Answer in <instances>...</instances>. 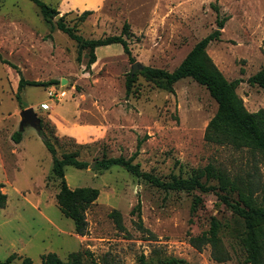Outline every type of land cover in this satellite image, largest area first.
I'll list each match as a JSON object with an SVG mask.
<instances>
[{
    "label": "rangeland",
    "instance_id": "obj_1",
    "mask_svg": "<svg viewBox=\"0 0 264 264\" xmlns=\"http://www.w3.org/2000/svg\"><path fill=\"white\" fill-rule=\"evenodd\" d=\"M39 1L58 8V0ZM58 11L84 39L119 35L128 23L133 62L113 44L97 48L94 66L85 68L88 52L83 50L77 61V45L55 28L56 18L45 20L31 0L0 1V56L8 63L0 62V193L5 195L0 261L15 254L39 264L46 253L62 260L77 253L81 264H91V259L97 264H141L142 259L163 264L171 258L186 264H243L242 221L214 192L165 191L120 167L100 170L95 163L103 155L127 159L135 154L133 163L161 181L187 178L209 167L213 176L208 185H217L221 173L251 185L255 203L263 204L264 155L203 139L217 108L205 87L183 78L170 93L139 71H173L223 21L219 40L206 52L227 81L240 79L235 92L245 109L263 110L264 90L247 79L264 65V0H105L82 23L77 18L83 11ZM135 62L141 68L134 70L126 97V77ZM20 76L57 83L17 91ZM49 91L65 96L55 101ZM26 108L33 109L41 131L25 126L16 144L12 136ZM45 139L57 157L71 153L88 163L82 170L64 168L69 188L99 191L86 211L84 236L74 233L72 221L56 205L59 180L52 175ZM200 180L206 181L204 174ZM137 203L141 226L137 212H131ZM112 210L121 214L123 231L109 218ZM212 219L229 255L225 262L212 260L208 245L201 251L189 245V238L206 232Z\"/></svg>",
    "mask_w": 264,
    "mask_h": 264
},
{
    "label": "trees",
    "instance_id": "obj_2",
    "mask_svg": "<svg viewBox=\"0 0 264 264\" xmlns=\"http://www.w3.org/2000/svg\"><path fill=\"white\" fill-rule=\"evenodd\" d=\"M31 1L39 8L40 14L45 20L53 19L59 15L57 9L39 0ZM92 13L89 10L81 12L77 18L78 22H84ZM54 26L76 43L77 61H80V55L83 50L88 52L85 68L89 69L96 61V48L113 44L120 45L128 61L133 62L127 42L130 31L126 22L122 25L119 35L100 39H84L77 33L79 31L77 27L69 26L64 22V15L54 21ZM222 28L223 21H218L217 29L196 42L173 71L143 67L139 73L146 80L153 81L157 88L170 93H173V84L183 78H190L198 85L205 87L209 96L216 103L217 108L204 130V141L219 146H230L234 149H247L253 153L257 152L264 155V109L254 113L248 112L235 92V87L239 84L240 79L227 81L206 52V48L211 42L219 40ZM0 62L7 63L1 59V56ZM134 76L135 74H129L126 77V97L130 94ZM247 82L264 90V65L250 76ZM56 83L57 81H27L20 76L17 83V91H20L25 86L48 87ZM21 136L22 133L20 131L15 132L12 136L13 142L19 143ZM43 143L51 156L52 175L59 180V190L55 195L56 205L61 214L72 221L74 233L78 236H84L87 230L86 211L97 199L99 191L91 187L69 188L65 180L64 168L71 166L82 170L88 167V163L77 159L71 153L57 157L52 143L47 139ZM134 156L135 154L126 159L122 156L106 157L103 155L100 160L96 161L95 166L100 170H108L113 166L120 167L131 175L144 179L165 191L190 192L199 190L202 193L214 192L218 200L231 214L242 221L243 235L240 238V244L245 253L243 264H264V198L263 204L255 203V199L252 197L253 189L251 185L248 183L240 184L236 179H230L221 173L216 176L217 185H208V180L213 176V172L209 167H206L205 171L195 173L187 178L171 176L169 181H161L148 173L142 172L139 165L133 163ZM203 174L206 178L205 182L200 180ZM4 200L5 195L0 193V208L4 206ZM139 207V203H137L131 212L132 214L137 212V223L138 226H141ZM109 218L119 231L124 230L121 214L118 211L112 210L109 213ZM218 228V223L212 219L206 232L189 238V245L197 251H201L204 246L208 245L211 259L216 262H225L229 259V255L222 247L218 237ZM16 258L20 259V264H34L29 257H17L15 254L0 261V264H11ZM39 264H81V261L77 253L69 254L66 260L60 259L55 253H46L41 255ZM91 264L97 263L91 259ZM141 264H145L143 259ZM163 264L186 263L171 258L163 262Z\"/></svg>",
    "mask_w": 264,
    "mask_h": 264
},
{
    "label": "crops",
    "instance_id": "obj_3",
    "mask_svg": "<svg viewBox=\"0 0 264 264\" xmlns=\"http://www.w3.org/2000/svg\"><path fill=\"white\" fill-rule=\"evenodd\" d=\"M104 2L105 0H58L57 10H60L62 13L69 12L71 10H78V11L92 10L94 11L95 9L100 7V5H102ZM103 47H106V46H103ZM94 63L92 64L93 66H94Z\"/></svg>",
    "mask_w": 264,
    "mask_h": 264
},
{
    "label": "water",
    "instance_id": "obj_4",
    "mask_svg": "<svg viewBox=\"0 0 264 264\" xmlns=\"http://www.w3.org/2000/svg\"><path fill=\"white\" fill-rule=\"evenodd\" d=\"M60 16H56L55 18L58 19ZM141 68L139 67L138 63H133L131 66V75L134 73V70ZM143 68V67H142ZM141 68V69H142ZM63 83V82H62ZM20 122H19V131H23V128L27 125L31 126L32 128L35 129V131L39 134L41 131V126H40V120L34 113L32 108H26L23 109L20 114Z\"/></svg>",
    "mask_w": 264,
    "mask_h": 264
},
{
    "label": "built area",
    "instance_id": "obj_5",
    "mask_svg": "<svg viewBox=\"0 0 264 264\" xmlns=\"http://www.w3.org/2000/svg\"><path fill=\"white\" fill-rule=\"evenodd\" d=\"M48 96L49 98H52L55 101H60L64 98L65 93L63 91H49Z\"/></svg>",
    "mask_w": 264,
    "mask_h": 264
}]
</instances>
